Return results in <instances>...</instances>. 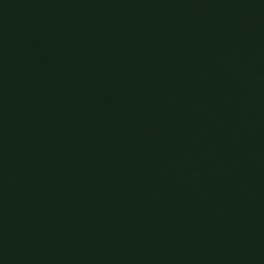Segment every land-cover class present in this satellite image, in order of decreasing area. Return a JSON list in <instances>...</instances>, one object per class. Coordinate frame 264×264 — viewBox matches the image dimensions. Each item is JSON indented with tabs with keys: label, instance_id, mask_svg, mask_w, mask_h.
<instances>
[{
	"label": "water",
	"instance_id": "1",
	"mask_svg": "<svg viewBox=\"0 0 264 264\" xmlns=\"http://www.w3.org/2000/svg\"><path fill=\"white\" fill-rule=\"evenodd\" d=\"M0 264H264V0H0Z\"/></svg>",
	"mask_w": 264,
	"mask_h": 264
}]
</instances>
